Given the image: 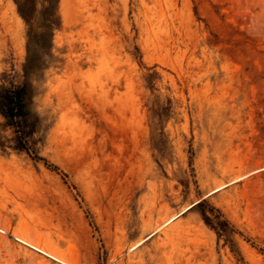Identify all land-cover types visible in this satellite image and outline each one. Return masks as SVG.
I'll return each instance as SVG.
<instances>
[{
    "label": "rangeland",
    "instance_id": "rangeland-1",
    "mask_svg": "<svg viewBox=\"0 0 264 264\" xmlns=\"http://www.w3.org/2000/svg\"><path fill=\"white\" fill-rule=\"evenodd\" d=\"M54 4L0 0V264H264V0Z\"/></svg>",
    "mask_w": 264,
    "mask_h": 264
},
{
    "label": "trees",
    "instance_id": "trees-1",
    "mask_svg": "<svg viewBox=\"0 0 264 264\" xmlns=\"http://www.w3.org/2000/svg\"><path fill=\"white\" fill-rule=\"evenodd\" d=\"M49 3L48 6H44L42 14L44 16V22L42 28L44 33L39 36H32L31 40L44 39L46 36L52 37V30L54 26L55 6L54 0H45ZM18 11L21 17L31 26L32 32L34 30L35 20L38 15V0H15ZM25 87L14 88L12 90L2 91L0 89V113L12 124L19 123L28 118L30 115L27 106L25 104ZM25 149V146H24ZM200 205V204H199ZM227 225L226 223H224Z\"/></svg>",
    "mask_w": 264,
    "mask_h": 264
},
{
    "label": "bare ground",
    "instance_id": "bare-ground-1",
    "mask_svg": "<svg viewBox=\"0 0 264 264\" xmlns=\"http://www.w3.org/2000/svg\"><path fill=\"white\" fill-rule=\"evenodd\" d=\"M0 231H2L1 229H0ZM32 248H34V249H36V250H38V251H40L38 248H37V246L35 245V244H33V245H30ZM52 257V256H51Z\"/></svg>",
    "mask_w": 264,
    "mask_h": 264
}]
</instances>
